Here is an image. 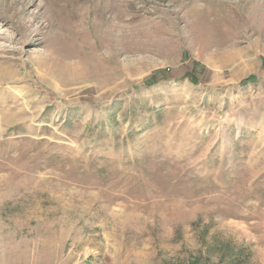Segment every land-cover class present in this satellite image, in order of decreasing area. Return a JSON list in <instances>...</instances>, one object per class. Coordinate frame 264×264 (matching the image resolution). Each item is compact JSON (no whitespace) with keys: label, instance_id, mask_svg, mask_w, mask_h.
<instances>
[{"label":"rangeland","instance_id":"374dc122","mask_svg":"<svg viewBox=\"0 0 264 264\" xmlns=\"http://www.w3.org/2000/svg\"><path fill=\"white\" fill-rule=\"evenodd\" d=\"M0 264H264V0H0Z\"/></svg>","mask_w":264,"mask_h":264},{"label":"trees","instance_id":"16d2710c","mask_svg":"<svg viewBox=\"0 0 264 264\" xmlns=\"http://www.w3.org/2000/svg\"><path fill=\"white\" fill-rule=\"evenodd\" d=\"M187 77H188V79H189L191 82H195V80H196V76H195V74H188ZM150 79H151V77H150ZM253 79H254V75H249V76H247V77L244 79L243 83H247V82L253 81Z\"/></svg>","mask_w":264,"mask_h":264}]
</instances>
